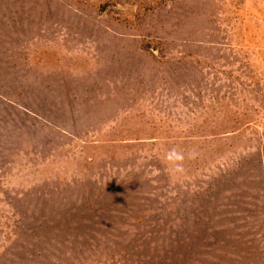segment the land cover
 I'll return each instance as SVG.
<instances>
[{
  "label": "rangeland",
  "instance_id": "rangeland-1",
  "mask_svg": "<svg viewBox=\"0 0 264 264\" xmlns=\"http://www.w3.org/2000/svg\"><path fill=\"white\" fill-rule=\"evenodd\" d=\"M263 136L264 0H0V264H264Z\"/></svg>",
  "mask_w": 264,
  "mask_h": 264
},
{
  "label": "crops",
  "instance_id": "crops-1",
  "mask_svg": "<svg viewBox=\"0 0 264 264\" xmlns=\"http://www.w3.org/2000/svg\"><path fill=\"white\" fill-rule=\"evenodd\" d=\"M250 144L249 141H247ZM264 136L260 137V141L256 147L246 146L244 156L247 162L242 169L248 171V179L262 181L261 186L256 184L244 185L239 190L237 196H234L233 204L228 207L232 214L238 216L242 212L245 218L254 219L255 241L264 243ZM241 168V166H239ZM236 170V169H235Z\"/></svg>",
  "mask_w": 264,
  "mask_h": 264
},
{
  "label": "clouds",
  "instance_id": "clouds-1",
  "mask_svg": "<svg viewBox=\"0 0 264 264\" xmlns=\"http://www.w3.org/2000/svg\"><path fill=\"white\" fill-rule=\"evenodd\" d=\"M198 153L195 149H192L187 152L177 150L175 148L168 150L164 155V161L170 167V170L173 174H184V162L186 159H195Z\"/></svg>",
  "mask_w": 264,
  "mask_h": 264
}]
</instances>
